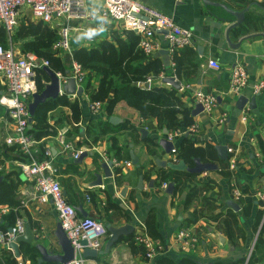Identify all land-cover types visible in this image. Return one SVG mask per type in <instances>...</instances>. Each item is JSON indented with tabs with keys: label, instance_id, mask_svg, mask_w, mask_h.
Here are the masks:
<instances>
[{
	"label": "crops",
	"instance_id": "crops-1",
	"mask_svg": "<svg viewBox=\"0 0 264 264\" xmlns=\"http://www.w3.org/2000/svg\"><path fill=\"white\" fill-rule=\"evenodd\" d=\"M137 1L172 17L179 26L191 29L194 34L193 46L197 50L201 47V51L198 50L200 68L196 74L186 77L188 82L185 83L191 87L179 90V95L191 110L197 104L194 95L197 89L213 92L217 96V104L212 112L203 111L195 116L194 123L198 125V130L190 133L182 129V134L175 140V146L180 145L185 136H189L196 146L206 149L207 160L218 164L219 169L203 172L198 176L199 181L207 184L208 190L188 208L184 205L187 189L173 196L156 184L150 187V180H156L159 170L162 169L156 166V158L173 161L175 156L166 154L158 144V140L165 136L163 129L158 127L154 118L141 116L124 101L115 106L110 116L107 115L105 104L101 114L94 113L90 102L99 77L93 74L90 85L83 89L81 96L67 95L70 100H78L80 103L81 121L78 126L67 124L66 117L71 113L68 107H61L50 113L49 121L58 132L65 127L69 128V138L77 148H83L87 152L82 161L77 162L79 158L74 159L70 152L63 151L55 136L45 140L55 156L66 195L72 205L81 206L82 210H78L79 216L97 218L105 225L121 226L129 223L134 226L131 233L133 235L140 228L146 227L147 219L153 215L164 251L150 264H155L157 259L165 256L171 258L174 264H179L182 259H188L195 264H264V233L258 240L260 225H257L262 209L254 197L257 189L264 187V89L257 95L253 94V86L264 81V0H211L238 11L248 8L245 21L229 33L232 43H240L238 47H231L227 40V32L236 18L222 7L205 4L203 0ZM101 5L102 1L96 0L89 3L88 10L95 12ZM71 24L98 33L94 45L104 38L111 39L113 29H125L120 23L110 21L103 25L99 20L92 19L73 20ZM156 40L160 43V50L151 58H160L169 75H172V56L164 34L157 33ZM71 45L72 49L90 46L81 32L75 33ZM71 54H65L69 61ZM209 59L218 61L221 70H204ZM237 60H242L249 71V85L245 94L249 98H256L255 108L248 105L250 111L247 115L236 105L238 96L230 91L231 72ZM0 83L3 85L0 88L1 94L5 86L1 79ZM152 84L170 86L160 79L153 80ZM245 115L247 119H244ZM111 116L120 118L119 122L110 123ZM224 116L227 119L222 121ZM99 118L109 121L114 128H110L111 132L97 142L87 137L85 131L92 121ZM7 121L8 116H0V148L3 151L7 145ZM120 125L128 128H121ZM141 129L147 130V134L144 135ZM113 136L122 147L120 160L110 150ZM220 145L233 147L235 152H228V158L223 160L216 150ZM132 149L139 158L138 165L132 162ZM7 154L11 157L1 155L4 163L0 167L16 170L12 168V162L16 160L12 158L14 153ZM108 160L119 163L112 168L113 178H106L100 167L101 162ZM126 161H131L133 165L128 167ZM233 161L234 168L231 167ZM221 171L230 172L231 175L221 174ZM94 172L103 175V184L89 187V183L95 180ZM145 172H149L151 179L145 178ZM141 175L144 177V188L138 189ZM20 178L18 198L21 202L22 218L29 222L34 235L39 236V242L48 244L49 248L57 251L54 231L59 219L53 203L51 200L40 202L34 183L26 176L20 175ZM235 183L244 193L237 202L240 205L238 211L228 204L230 199L233 200L232 189ZM112 204L115 206L111 207ZM195 210L200 217L197 222L190 223L195 219ZM8 211L7 206L0 205V218ZM218 214L223 215L219 222L209 219ZM183 228H190L196 233L198 243L195 246L182 248L178 232ZM38 241L31 244L35 245ZM20 251L21 257L17 259L31 264L29 257L21 250V244ZM250 252L251 259L247 263ZM143 253L134 242L120 240L108 253L87 258V264H147Z\"/></svg>",
	"mask_w": 264,
	"mask_h": 264
},
{
	"label": "built area",
	"instance_id": "built-area-1",
	"mask_svg": "<svg viewBox=\"0 0 264 264\" xmlns=\"http://www.w3.org/2000/svg\"><path fill=\"white\" fill-rule=\"evenodd\" d=\"M96 0H0V23L4 26L8 35L12 36L19 24L20 17L24 11H30L32 20L42 21L49 24L57 30L60 40L55 44V48L62 53H72V39L77 32L84 34L90 45H94L97 36H92V30L85 29L82 26H73L71 21L79 19L99 20L103 25L110 21L120 23L125 29L132 30L141 36L140 48L148 56H152L160 50V43L156 40L157 33H163L168 43V51L172 56L177 50L193 46L194 34L189 28L179 26L175 20L137 0H101L102 5L95 12L88 10L89 3ZM65 20L63 24L59 20ZM166 31V33L164 32ZM171 65L174 66L173 61ZM49 62L40 59L32 52H22L14 45L5 48L0 44V79L4 83V91L0 94V104L8 111V132L5 137V143L9 146H16L24 155L28 156V161L16 159L12 162V168L24 174L34 183L37 193V199L40 202H51L54 205L58 219L65 231L68 239L75 250L74 258L68 264H87V258L83 256L85 248H91L99 251L109 232L106 225L91 216H79L78 210L72 205L64 193V187L58 179L57 163L50 147H46L43 152V158L38 155V144L30 130L29 103L33 95L37 92L36 70L39 67H48ZM206 68L221 70V64L209 59ZM62 85L68 82L69 78H74L77 87L86 83L87 72L76 62H71V70L65 76L57 73ZM166 76H175L181 85V89L190 88L191 85L180 82L175 74L168 75L165 71L161 72L159 79L163 80ZM249 71L242 60H237L232 68L230 91L236 95H246L245 90L249 85ZM150 86L153 82L148 79ZM49 83V82H48ZM47 83V84H48ZM264 89V81L253 86V94L257 95ZM76 96L77 94H72ZM196 103H200L205 112H212L217 104V96L211 91L197 89L194 92ZM104 103L100 101L90 102V108L94 113L101 114ZM250 111L246 104L243 113ZM247 115V114H246ZM244 119H247V116ZM227 116L222 118L225 121ZM190 133L198 130L197 124H192L186 129ZM69 128L61 129L55 136L56 142L65 152H70L74 159L80 158L83 148H77L75 143L68 136ZM182 134L181 130L168 134V140L175 143L178 136ZM229 153H234L233 147L228 148ZM176 153V146L172 149V154ZM174 162L179 160L174 156ZM114 161V165H118ZM128 167L132 166L131 161H126ZM232 168L235 167V161L232 162ZM2 168L0 167V172ZM168 183H163L161 188L166 190ZM233 200L239 202L244 196L241 188L235 183L232 189ZM259 206L264 214V187L257 189L254 194ZM89 199V198H88ZM23 218H18L13 232L0 231V245L9 248V244L16 241L17 237L24 233ZM261 230V226L259 232ZM178 238L181 241L182 248L187 249L198 243V236L190 228H183L178 232ZM82 241H86L83 245ZM134 244L143 250L147 264L154 261L163 251L164 244L160 240L153 239L147 232L146 227L137 230L133 237ZM11 250V249H10ZM12 251V250H11ZM13 252V251H12ZM251 259V252L247 257V263Z\"/></svg>",
	"mask_w": 264,
	"mask_h": 264
},
{
	"label": "trees",
	"instance_id": "trees-1",
	"mask_svg": "<svg viewBox=\"0 0 264 264\" xmlns=\"http://www.w3.org/2000/svg\"><path fill=\"white\" fill-rule=\"evenodd\" d=\"M6 34L4 26L0 23V44L5 48H9ZM12 40L14 44H20L22 52H32L40 59L47 60L49 62L48 67L56 73L66 76L71 70V62H78L87 72V87L90 85L92 75L97 74L99 81L92 95V100L104 103L109 116L112 115L115 106L124 101L137 110L141 116L154 118L158 127L161 129L166 128L170 134L187 129L194 124L192 110L182 101L178 89L171 85L151 84L149 88L141 86L148 79H159L161 72L165 71L167 73V68L160 58H151V56L144 53L140 48L141 36L132 30L119 31L113 29L111 39L104 38L97 45L73 48L70 61L67 60L69 58H65L60 50L54 47L60 40L57 30L42 21L22 20L13 34ZM172 61L174 63L172 74H175L180 82H188L186 77L196 74L200 68L199 53L195 46H187L177 50L172 55ZM48 82H50V77L44 67L37 68V92H42ZM61 107H68L71 111L70 115L66 117L67 124L78 126L81 121L80 103L78 100H70L65 94L55 99L50 98L38 105L33 117L31 133L35 140L39 142L37 148L40 158H43L42 154L48 147L45 140L48 137L56 136L58 132V129L49 121L50 113ZM2 115L8 116L6 108L3 111L0 110V116ZM119 127L128 128L126 125H120ZM110 128H114V125L99 118L88 125L85 134L98 142L103 136L111 132ZM110 150L119 160L121 159L122 147L115 136L111 138ZM7 152L14 153L12 158L28 161L29 157L18 150L16 146L6 145L4 151L0 148V166L4 163L1 155H8ZM175 157L178 160L183 159L189 166L195 164L196 157L208 161L206 149L196 146L189 136H185L183 142L176 147ZM59 173L58 168L57 174L59 175ZM221 174L231 175L230 172L222 171ZM1 175L4 176V179L0 182V205L7 206L9 211L0 218V231H8L9 228L15 226L18 218L23 217L21 202L18 198V184L21 173L18 170L3 168L0 172ZM144 176L146 179H151L149 172H145ZM198 176V174L186 171H167L162 168L157 174L155 184L157 187H161L163 183L174 182L173 196H177L187 189L184 205L185 208H188L208 190L207 184L199 181ZM194 215L195 219L190 223L197 222L200 217L199 212L196 210ZM222 216V214H218L209 219L219 222ZM155 223V217L153 215L149 216L146 222V230L153 239L159 240ZM257 225L261 226L258 236V240H260L262 233H264L263 210L258 215ZM133 237V234L123 236L121 240H130L133 243ZM21 250L29 257L31 264H38L39 251L35 245L21 243ZM25 261H19L10 249L0 245V264H26ZM155 264H174V262L171 258L165 256L157 259ZM179 264L195 263L188 259H182Z\"/></svg>",
	"mask_w": 264,
	"mask_h": 264
},
{
	"label": "water",
	"instance_id": "water-1",
	"mask_svg": "<svg viewBox=\"0 0 264 264\" xmlns=\"http://www.w3.org/2000/svg\"><path fill=\"white\" fill-rule=\"evenodd\" d=\"M205 4H210V5H215L224 8L227 12L235 16L236 21L232 26H230L228 32H227V40L230 44L231 47H238L240 46V43L234 44L232 43L229 33L230 31L234 28L242 24L245 19H246V12L248 8H245L243 10H234L228 7L226 4L223 3H218L214 2L211 0H203ZM166 33V31H164ZM198 50L201 51V47H198ZM44 70L47 71L49 77H50V82L46 85L44 90L42 92H36L33 95L32 101L29 103V122H30V130H32V122H33V117L35 115L36 108L38 105L46 102L48 99H55L58 96H61L60 89H61V83H60V77L56 72L51 70L49 67H44ZM163 83L169 84L173 86L174 88L180 90L181 85L177 81L175 76H166L163 80ZM142 87L149 88L150 83L145 82L141 84ZM63 93L65 95H72V94H77L79 96L82 95L83 93V87H77L75 79L74 78H69L68 82L63 83L62 85ZM255 103H256V98L252 97L249 98L247 95H241L237 99V107L242 110L246 104H248L252 109L255 108ZM204 109L200 103H197L195 108L192 110V115L195 117L199 115L201 112H203ZM119 119L117 116H111L109 118L110 123L117 124L119 122ZM141 132L145 135L147 134V130L141 129ZM163 133L165 136L163 138H160L158 140V144L160 145L161 148H163L164 152L166 154H172V149L175 147V143L168 140L167 135L169 134V131L164 128ZM133 145H131L132 147ZM218 155L221 159L226 160L228 158V148L225 145H220L217 146L216 148ZM87 155V152L84 151L77 160V162H81L82 158ZM130 156L132 159V162L134 165L139 164V158L136 156L134 153L133 149L130 152ZM195 164L193 166L187 165V163L181 159L178 162H174L172 160H163L161 158H156L155 164L158 168H169L170 170H175V171H186L189 173H194V174H202L203 172H213L219 169V165L216 164L215 162L211 161H202L200 157L195 158ZM100 167L102 168L104 172V176L106 178H113L114 173L112 171V168L114 167V161L113 160H108V161H103L100 164ZM95 176V180L91 181L89 183V187H96V186H101L103 184V175L100 174L99 172H94L93 173ZM4 179V176H0V182ZM155 184V179L150 180V187H153ZM138 189H143L144 188V177L141 175L139 177V182H138ZM175 189V183L174 182H169L168 187L166 189V192L169 194H173ZM66 194V191H64ZM124 193V192H123ZM122 193V195H124ZM229 206H231L234 210L238 211L240 210V205L230 199L228 201ZM77 210L81 211L82 208L81 206L76 207ZM24 233L21 234L20 236L17 237L16 241L12 242L9 244V248L13 251L14 255L16 258L21 257V251H20V244L21 243H28L31 244L33 241H38L39 236H35L34 232L27 220L24 222ZM106 228L109 232V236L103 246V249L101 251H97L95 249L91 248H85L83 252V256L86 258L89 257H97L98 255H102L105 253H108L110 249L118 243L123 236H128L134 231V226L127 223L123 224L121 226H114L112 224H107ZM14 228L11 227L9 228V232H13ZM54 236L57 239L56 240V247L57 251L54 249L49 248L48 244L42 243V242H36L35 247L40 253V257L38 258V263L41 264L43 262L46 263H59V264H68L75 256V250L74 247L72 246L70 240L68 239L65 231L62 228L61 222L58 221L55 231H54ZM82 244L85 245L86 241H82Z\"/></svg>",
	"mask_w": 264,
	"mask_h": 264
},
{
	"label": "rangeland",
	"instance_id": "rangeland-1",
	"mask_svg": "<svg viewBox=\"0 0 264 264\" xmlns=\"http://www.w3.org/2000/svg\"><path fill=\"white\" fill-rule=\"evenodd\" d=\"M21 19H20V22L22 21V20H24V19H32V14H31V12L30 11H24L23 13H22V15H21V17H20ZM59 22H61V24H63L64 22H65V20L63 19V20H59ZM7 35V39H8V46H11V45H14L17 49H19L20 51H22V49H21V47H20V44H18V43H15L14 44V42H13V40H12V37H13V35L12 36H10V35H8V34H6ZM67 54V53H66ZM63 55H65V53H63ZM167 74L169 75L170 73H168V71H167ZM2 84L0 83V88H2ZM87 87V85H86V83H84V88H86ZM0 110H5V108H4V106L3 105H1L0 104ZM3 170V169H2ZM22 175V177H24L25 175L24 174H21ZM58 177H59V175H58ZM59 180H60V178H58ZM61 181V180H60Z\"/></svg>",
	"mask_w": 264,
	"mask_h": 264
},
{
	"label": "clouds",
	"instance_id": "clouds-1",
	"mask_svg": "<svg viewBox=\"0 0 264 264\" xmlns=\"http://www.w3.org/2000/svg\"><path fill=\"white\" fill-rule=\"evenodd\" d=\"M91 35H92V36H96V35H98V33L93 32V33H91Z\"/></svg>",
	"mask_w": 264,
	"mask_h": 264
}]
</instances>
